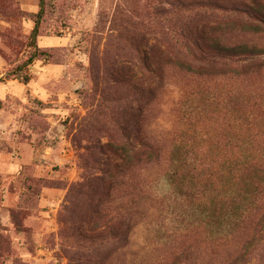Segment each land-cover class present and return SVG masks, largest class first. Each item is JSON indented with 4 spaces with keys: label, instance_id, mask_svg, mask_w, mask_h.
Segmentation results:
<instances>
[{
    "label": "rangeland",
    "instance_id": "374dc122",
    "mask_svg": "<svg viewBox=\"0 0 264 264\" xmlns=\"http://www.w3.org/2000/svg\"><path fill=\"white\" fill-rule=\"evenodd\" d=\"M253 17L264 0H0V264L230 262L241 247L214 242L215 198L236 119L264 145V54L211 67L185 31L264 48ZM183 144L195 177L171 185ZM263 243L238 263L264 264Z\"/></svg>",
    "mask_w": 264,
    "mask_h": 264
},
{
    "label": "trees",
    "instance_id": "16d2710c",
    "mask_svg": "<svg viewBox=\"0 0 264 264\" xmlns=\"http://www.w3.org/2000/svg\"><path fill=\"white\" fill-rule=\"evenodd\" d=\"M253 20L254 25H251L253 30L255 32L261 31V26H264V17H253ZM208 28L210 29L200 31L197 27H192L194 32L188 29L185 31L187 35L191 36H186L187 39L191 38L196 44L200 40V44L196 45L199 50V58L191 55V57L188 56V59L194 57V61L211 67L217 66L218 61L224 59L228 65L236 66L240 61L236 59L239 56L252 60L264 54V48L248 42H242L232 47L220 45L217 39L210 38L214 33L212 27ZM205 40H210L211 45L202 47ZM233 102H235L233 110L240 112L243 101L235 100ZM236 120L240 121V123L237 125L238 127L236 126V129L238 128V135L233 141L230 168L227 172L228 178L219 177L220 179H224L223 186L226 187L228 196L227 192L223 197L222 193H219L220 197L215 198L218 213L214 242L225 241L241 247L236 256L226 264H242L238 263V261H241L248 254V250L254 248L260 240L264 242V145H258L260 141V139H257L259 133L254 131L255 125L252 120L249 121L247 118H237ZM243 125L245 126L244 128ZM186 135L185 133L181 134L182 137ZM142 146L145 150L142 154H139L141 155L140 159L146 158L150 163L158 164L164 155L163 151L152 144ZM193 148V146L184 144L174 146L169 159L171 164H176V169L174 168V171L168 176L171 185L174 184V181L178 182L187 176L191 180L195 177L196 167L193 162L194 158L192 159L191 156L193 155L188 150ZM123 154L126 157L122 158L126 160L128 154H126V151ZM137 159V162H139V158ZM224 166L226 165L222 164L223 168H225ZM98 181L100 183L99 187L101 186L105 192L102 197H107L109 188H111L110 182L108 183L106 179H99ZM99 197L95 206L96 209L99 202H101V197ZM226 206L229 208L228 214H224ZM117 229L123 230V234L119 237L120 241L123 242L129 230L126 219H118ZM216 245L217 250L220 251L222 245ZM259 246V252H264V243L262 245L259 244ZM169 264L178 263L176 259H172Z\"/></svg>",
    "mask_w": 264,
    "mask_h": 264
},
{
    "label": "water",
    "instance_id": "95a60500",
    "mask_svg": "<svg viewBox=\"0 0 264 264\" xmlns=\"http://www.w3.org/2000/svg\"><path fill=\"white\" fill-rule=\"evenodd\" d=\"M38 23H39V20H38V22H37V27H38Z\"/></svg>",
    "mask_w": 264,
    "mask_h": 264
}]
</instances>
